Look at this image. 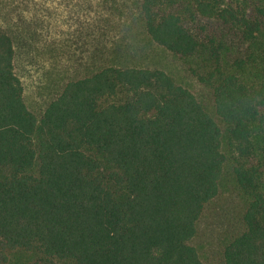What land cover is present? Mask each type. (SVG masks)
<instances>
[{
    "label": "trees",
    "instance_id": "trees-1",
    "mask_svg": "<svg viewBox=\"0 0 264 264\" xmlns=\"http://www.w3.org/2000/svg\"><path fill=\"white\" fill-rule=\"evenodd\" d=\"M138 12L212 113L161 68L105 63L37 116L0 26V264H205L192 240L227 161L244 201L219 264H264V0H138Z\"/></svg>",
    "mask_w": 264,
    "mask_h": 264
},
{
    "label": "rangeland",
    "instance_id": "rangeland-1",
    "mask_svg": "<svg viewBox=\"0 0 264 264\" xmlns=\"http://www.w3.org/2000/svg\"><path fill=\"white\" fill-rule=\"evenodd\" d=\"M243 1L250 5L256 0ZM0 26L12 39L24 101L37 116L69 77L105 63L161 68L213 112L209 90L189 73L186 62L147 33L138 0H0ZM239 42L233 36L227 49ZM256 142L257 159L264 163V135L256 136ZM230 166L227 161L218 194L206 205L192 240L205 264L220 263L221 246L235 232L244 201ZM26 256L11 254L12 260Z\"/></svg>",
    "mask_w": 264,
    "mask_h": 264
}]
</instances>
